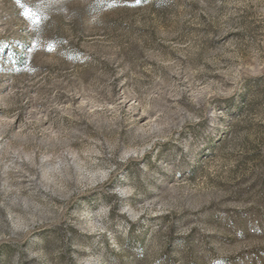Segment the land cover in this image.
I'll return each instance as SVG.
<instances>
[{"label": "rangeland", "instance_id": "rangeland-1", "mask_svg": "<svg viewBox=\"0 0 264 264\" xmlns=\"http://www.w3.org/2000/svg\"><path fill=\"white\" fill-rule=\"evenodd\" d=\"M0 264H264V0H0Z\"/></svg>", "mask_w": 264, "mask_h": 264}]
</instances>
